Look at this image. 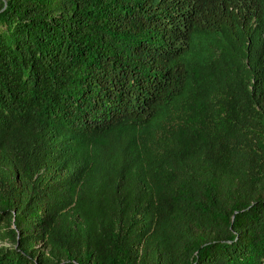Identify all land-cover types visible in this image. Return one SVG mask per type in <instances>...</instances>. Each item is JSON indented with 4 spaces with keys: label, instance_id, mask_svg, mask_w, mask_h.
<instances>
[{
    "label": "trees",
    "instance_id": "obj_1",
    "mask_svg": "<svg viewBox=\"0 0 264 264\" xmlns=\"http://www.w3.org/2000/svg\"><path fill=\"white\" fill-rule=\"evenodd\" d=\"M0 264H264V0H0Z\"/></svg>",
    "mask_w": 264,
    "mask_h": 264
}]
</instances>
